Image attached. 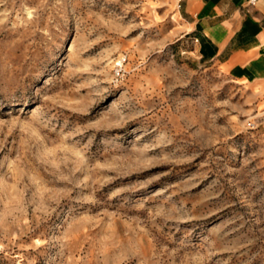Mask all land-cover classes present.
Returning <instances> with one entry per match:
<instances>
[{
    "label": "rangeland",
    "instance_id": "obj_1",
    "mask_svg": "<svg viewBox=\"0 0 264 264\" xmlns=\"http://www.w3.org/2000/svg\"><path fill=\"white\" fill-rule=\"evenodd\" d=\"M179 10L0 0V264H264V91Z\"/></svg>",
    "mask_w": 264,
    "mask_h": 264
},
{
    "label": "crops",
    "instance_id": "obj_2",
    "mask_svg": "<svg viewBox=\"0 0 264 264\" xmlns=\"http://www.w3.org/2000/svg\"><path fill=\"white\" fill-rule=\"evenodd\" d=\"M179 7L201 59L264 91L263 0H181Z\"/></svg>",
    "mask_w": 264,
    "mask_h": 264
},
{
    "label": "built area",
    "instance_id": "obj_3",
    "mask_svg": "<svg viewBox=\"0 0 264 264\" xmlns=\"http://www.w3.org/2000/svg\"><path fill=\"white\" fill-rule=\"evenodd\" d=\"M180 1H181V0H177L178 3H179ZM257 1H259V0H245L247 6H253V5H255ZM263 1H264V0H263Z\"/></svg>",
    "mask_w": 264,
    "mask_h": 264
}]
</instances>
